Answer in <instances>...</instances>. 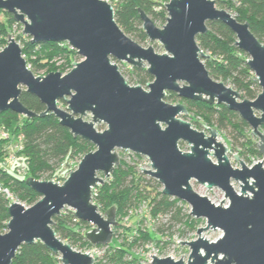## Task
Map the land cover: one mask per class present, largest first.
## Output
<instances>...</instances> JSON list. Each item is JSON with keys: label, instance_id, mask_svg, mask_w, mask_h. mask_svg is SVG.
<instances>
[{"label": "water", "instance_id": "obj_1", "mask_svg": "<svg viewBox=\"0 0 264 264\" xmlns=\"http://www.w3.org/2000/svg\"><path fill=\"white\" fill-rule=\"evenodd\" d=\"M215 2L171 0L164 4L167 17L162 28L140 12L148 40L159 43L165 51L159 55L150 46L141 47L119 28L114 9L106 0H0V10L23 25L22 34L32 44L67 43L83 59L73 63L66 75L50 72L36 77L8 34L7 46L0 52V113L9 111L27 119L53 114L74 138L95 148L62 185L26 179L40 200L31 207L16 202L8 207L7 232L0 234V264H12L21 246L36 242L61 264H93L92 256L58 238L53 219L70 208L76 219L93 226L83 232L91 246L111 243L117 226L116 209L111 207L101 214L93 203L92 191L118 166V150L146 157L152 170L140 169L162 186V194L187 204L189 215L206 223L197 230L196 241L179 242L190 249L186 263L150 256L152 264H264L263 161L248 167L234 155L241 166L234 169L227 157L229 149L217 141L216 129L204 126L205 132L195 130L181 118L187 114L183 103L165 101L167 94H176L181 100L225 106L249 125L264 153L260 132L264 125V44L251 33L248 23L217 9ZM210 22L228 27L236 37L235 46L248 57L247 65L261 89L254 101L242 99L239 92L210 77L203 64L208 56L196 43L197 36L207 33ZM114 61L139 68L147 65L153 79L146 84L147 91L128 85ZM23 91L36 97L45 111L38 115L23 106L19 101ZM60 100L66 102L65 110L58 107ZM87 115H91V122L83 121ZM96 123L105 124L106 129L96 131ZM179 142L187 143L190 152H182ZM192 180L209 190L220 189L228 206H221L224 201L214 205L194 192ZM232 181L241 183L240 193L234 191ZM209 229L220 230L222 237L208 242L202 234Z\"/></svg>", "mask_w": 264, "mask_h": 264}, {"label": "trees", "instance_id": "obj_2", "mask_svg": "<svg viewBox=\"0 0 264 264\" xmlns=\"http://www.w3.org/2000/svg\"><path fill=\"white\" fill-rule=\"evenodd\" d=\"M114 9V19L119 28L132 40L145 42L148 38L142 30L140 12L146 14L154 24L166 23L167 12L164 8L166 0H107ZM221 9H226L241 23H248L251 33L264 44V0H216ZM15 23L13 17L0 10V39L6 36V27ZM236 37L232 31L220 22L207 23V33L196 38L198 47L209 54V58L203 59L209 75L212 79L231 86L240 93L242 99L254 101L261 89L253 73L247 65L248 57L236 46ZM34 50H45L52 56H60L67 59L71 65L73 62V50L60 43L32 44ZM24 56V53H23ZM115 62V61H114ZM29 66V63H27ZM46 64L34 65L30 70L36 72L44 69ZM29 68V67H28ZM134 73L141 86H146V81L151 79L146 69L133 67ZM36 76V75H35ZM166 100L175 103H183L187 108V114L181 118L188 121L193 128L201 130V124L195 121L199 118L209 127H216L219 131L227 132L240 144L243 149L240 157L247 154L260 158V150L250 137V127L239 115L223 105L208 104L204 101L181 100L176 94H167ZM19 101L28 110L41 114L45 106L31 94L23 91ZM264 128V127H263ZM0 129L6 130L12 137L23 136V152L20 154V162L26 167V175L19 176L13 169L0 170V186L6 189L13 197L11 200L6 195L0 194V234H5L9 222L8 207L14 200H19L25 207H31L40 200V197L25 183L26 179H40L44 174L54 173L60 165L77 156L83 157L94 150L93 146L81 138H74L68 129L62 127L53 114L44 118L35 117L27 119L12 112L0 113ZM232 145V144H231ZM235 145V144H234ZM232 145V146H234ZM4 143H0V153ZM140 173L132 167L120 164L107 183L96 186L92 191L93 203L97 205L99 212L110 207H116L117 218L132 214V208L141 200L146 199L143 182L139 178ZM160 202L153 200L152 215L172 212L177 200L158 194ZM155 203V204H154ZM175 213L174 219L179 216ZM189 218V217H188ZM88 227V224L76 219L72 212L61 214L53 219V229L62 241L70 244L80 251L83 247H91L81 234L77 226ZM186 227L191 226L188 222ZM132 237V231H130ZM144 242L153 241L150 231L140 234ZM156 241H159L156 238ZM128 244L105 251L104 264H125L123 258L128 255ZM12 264H61L58 257L48 251L43 244L36 242L30 246L23 245L17 251Z\"/></svg>", "mask_w": 264, "mask_h": 264}, {"label": "rangeland", "instance_id": "obj_3", "mask_svg": "<svg viewBox=\"0 0 264 264\" xmlns=\"http://www.w3.org/2000/svg\"><path fill=\"white\" fill-rule=\"evenodd\" d=\"M107 1V0H106ZM108 2V1H107ZM109 3V2H108ZM216 4V2H215ZM217 9H221L218 4H216ZM225 10L231 15H233L231 12H229L226 9ZM165 24L156 23L155 26L158 28H162ZM23 31V25L19 23H13L10 26L6 27V36H3L2 39H0V52L7 46L8 43V34L10 37H12L15 42L19 45L22 56L24 53L23 58L25 59L26 63H29V69L34 65H38L40 63L46 64V67L38 72L35 73L37 76H43L50 72H59L62 75L68 74L73 69V63L81 62L83 59L77 54L75 50H73V62L70 65L69 62H67V59H64L60 56H52L49 54V52L42 50L40 51L39 48L33 49L29 45L30 38L27 36H24L22 34ZM129 38L132 39V36L129 35ZM134 41V40H133ZM136 42V41H135ZM143 48H148L149 46L152 47L155 51V53L162 55L165 53L163 47L159 45L157 42H150L148 39L145 42L138 41L136 42ZM66 45L70 50H72L67 43H62ZM206 56L209 58V54L205 53ZM118 69L120 74L123 76L125 81L130 85L131 87L135 86H141L137 82L139 81L138 77L132 73V66L125 63V62H114ZM142 69H146L147 65H143L141 67ZM34 75V76H35ZM152 78L150 80L146 81L147 83L152 82ZM228 86V85H227ZM144 90L147 91L146 86H141ZM231 87V86H229ZM232 88V87H231ZM25 90V88H22ZM242 98V97H241ZM69 99V97H67ZM169 104H177L170 100H165ZM67 104L65 101L60 100L58 101V107L65 110ZM257 116L260 115L259 112H255ZM83 121L85 122H91V115L84 116ZM185 121V120H184ZM195 121L199 122L201 125V130L198 131H204V126H207L203 121H201L199 118H195ZM188 122V121H186ZM189 123V122H188ZM264 125L260 128V132L264 135ZM94 128L98 132H102L106 129V125L102 123H96L94 125ZM214 128L216 127H209ZM195 129V128H194ZM197 130V129H195ZM219 133V137L217 139L218 142H221L226 148L229 149V152L227 153V157L229 159L230 165L234 169H240V162H237L234 158V155L238 156L240 161H242L246 166L251 167L252 165L256 164L257 162H262L263 168H264V153H261V157H253L249 154H247V157H240V152L243 151L240 144H244L245 140H240L238 142H234L233 138L225 131H219L216 129ZM0 131L7 132L6 130L0 129ZM8 133V132H7ZM208 135V133H206ZM13 137V136H12ZM250 137L252 141L256 144V146H259V139L255 138L251 135V128H250ZM8 140L2 141L0 140V143H4V147L8 145ZM234 146H232V145ZM246 144V143H245ZM257 148L259 149V147ZM179 149L184 152H190V146L187 143L179 142L178 144ZM94 148V147H93ZM95 151L92 150L91 152ZM264 151V148H263ZM118 158H119V164H123L129 167H132L133 170L141 175L138 174L139 178H141V181L143 182L142 186L144 187V195L146 199L138 201L134 207L132 208V214H128L127 216H123L122 218H117L116 216V222L117 226L113 228V239L109 245L101 246L99 247L102 249L101 251L109 252L112 248H118L123 246V244H128L129 249L128 255H125L123 258V261L125 264H152L153 258L150 256H154L157 259H165L170 257L174 261H183L184 263L187 262L189 255H190V249L187 246H184L183 244H179V242H185L190 243L197 240V230L205 228L206 223L203 219H195L190 214V207L183 203L178 201V203L175 206V209L172 212L168 213H159L157 216L152 215L153 210V200H156V202H160L161 197L158 196V194L162 193V186L150 175L143 173L142 170L150 171L152 170L147 164H150L148 159L146 157L136 155L129 151H117ZM84 157V156H83ZM83 157L77 156L75 158H72L68 161H65L64 164L60 165L58 169L54 171V173L51 175V173L44 174L38 181H53L59 185H62L66 179L69 176L70 172H73L76 170L79 162ZM211 159L214 163H216V159L211 156ZM7 161V155L4 152V149L1 150L0 153V165L2 162ZM116 166L114 170L118 167ZM142 170H141V169ZM113 174V173H112ZM111 174V176H112ZM99 178H104L102 174L98 175ZM110 176V177H111ZM110 179V178H109ZM105 180L104 184L108 182V180ZM231 185L237 193H240L241 191V183L239 182H231ZM190 186L194 192L197 194L206 197L210 202H212L214 205H220L222 201H224L221 206L227 207L228 206V199L225 198V194L218 188H212L207 189L205 186L200 185L195 180H192L190 182ZM249 196H251L250 193H248ZM171 200H176L174 198H170ZM14 202L19 203L24 206L23 203H21L19 200H16L14 198ZM155 204V203H154ZM111 208V207H110ZM116 209V207H114ZM108 209V208H107ZM106 210H103V212H100L101 214H104ZM66 213L73 211L70 208H66L64 210ZM179 211V216L177 219H174L175 213ZM189 217V218H188ZM188 222L191 226L186 227L184 223ZM80 228V232L83 235V232L87 229L86 227L77 226ZM151 232V237L153 238V241L144 242L140 239V234H144L145 231ZM130 231H132V237H130ZM3 234V233H2ZM222 237V232L220 230H207L202 234V238L207 240L208 242H215L219 238ZM156 238L159 239V241H156ZM91 246V245H90ZM94 247V246H91ZM90 249V247H83L81 248V251ZM76 250V249H74ZM78 251V250H76ZM105 258L103 257L100 260V264H104ZM211 264V263H208Z\"/></svg>", "mask_w": 264, "mask_h": 264}, {"label": "built area", "instance_id": "obj_4", "mask_svg": "<svg viewBox=\"0 0 264 264\" xmlns=\"http://www.w3.org/2000/svg\"><path fill=\"white\" fill-rule=\"evenodd\" d=\"M171 0H166L165 5L168 4ZM164 5V8H165ZM0 140L6 141L8 140V145L4 148V152L7 155V161L2 162L0 165V170L3 169H13L14 173H16L19 176H25L26 175V167L24 163L20 162V154L23 152V136L19 135L17 137H11L9 133L0 131ZM0 194H4L7 196V198H10L11 200L13 197L10 195V193L0 186ZM14 202V200L12 201ZM11 202V203H12ZM93 228V226L88 225L87 229ZM85 230V231H86ZM90 231V230H88ZM99 247L101 246H94L90 247V249L79 251L84 254H89L94 259L93 264H100V260L104 257L105 251H101Z\"/></svg>", "mask_w": 264, "mask_h": 264}]
</instances>
